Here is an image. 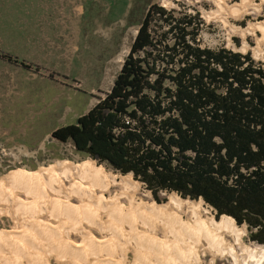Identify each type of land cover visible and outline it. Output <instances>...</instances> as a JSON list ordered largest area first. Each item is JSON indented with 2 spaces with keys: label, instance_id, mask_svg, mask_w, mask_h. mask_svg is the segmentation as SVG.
Here are the masks:
<instances>
[{
  "label": "trees",
  "instance_id": "obj_1",
  "mask_svg": "<svg viewBox=\"0 0 264 264\" xmlns=\"http://www.w3.org/2000/svg\"><path fill=\"white\" fill-rule=\"evenodd\" d=\"M137 10L109 90L51 138L131 175L157 204L160 192L203 200L264 245V68L249 53L202 47L197 11L150 1L137 20Z\"/></svg>",
  "mask_w": 264,
  "mask_h": 264
},
{
  "label": "rangeland",
  "instance_id": "obj_2",
  "mask_svg": "<svg viewBox=\"0 0 264 264\" xmlns=\"http://www.w3.org/2000/svg\"><path fill=\"white\" fill-rule=\"evenodd\" d=\"M150 1L166 8H185L190 13L197 11L202 22L198 37L202 47L222 46L241 52L239 47L242 45V40L239 36H232V41L228 43L226 31L221 23L208 22L203 16L206 11L215 9L211 0H165L168 3H163L164 0H0V181L5 187L7 185L5 177L17 171L31 174L40 168L53 167L61 161L74 164L93 162L77 154L70 144L52 139L50 132L57 127L74 123L79 115L87 112L109 90L113 75L118 72L116 69L120 60L123 61L128 53L137 31L135 24L137 21L132 24L128 22L129 8L133 3L138 10L132 18L139 20L144 12L145 3ZM238 1L227 2L230 5ZM81 5L83 7H80ZM242 18L232 22L246 27L249 20L262 21L264 6L259 14L250 10L249 14ZM246 41L249 45L255 46L252 36L248 35ZM241 53H249L254 61L264 68V62L255 58L250 50ZM3 54L11 58L17 57L20 61L25 59L30 63L31 69L21 67L19 62V64L8 62ZM36 67L39 68L38 71L35 70ZM46 67L50 70L54 68L62 75L51 74V76ZM93 164L98 166L95 162ZM98 167L121 175L105 169L103 165ZM138 183L139 186L134 193L135 199L141 203L157 204L151 192L144 189L140 182ZM170 194L175 193L160 192L159 197L166 200L158 205L167 202ZM19 196L24 199L23 194ZM177 196L180 198L179 195ZM71 206L76 207L78 204L72 203ZM197 211L204 223L210 216L215 219V210L204 202ZM189 213L186 209L173 211L176 218L194 227ZM41 220L48 222L46 218H40L39 221ZM155 220L153 219L150 224L146 223L145 226L137 222L138 229L143 231L146 237L150 236L151 239L155 237L153 240L159 242L164 239L171 240L172 233L169 232L167 225L164 226V222H161L163 219ZM28 222L27 217L15 213L11 203L5 204L0 201V233L22 230L28 237L31 230L23 226ZM83 227L90 230L93 240H102L98 230L89 229L86 225ZM238 227H244L241 244L248 253L260 246L248 240L245 224ZM217 236L223 242L233 244L227 232L221 231ZM202 239L199 238L195 242L196 240L187 238L184 242H179L178 247L181 246V249H185L184 245L192 247L198 264H234L229 254L208 247L207 242ZM67 241L77 246L82 244L79 233L73 231L69 233L68 239L64 240ZM0 247H2L0 264H6L4 258L14 262L13 260L18 257L17 264H30L27 258L26 261L23 256H14L7 244H1ZM36 247L39 249L34 254L40 256L44 263L73 264L69 257L59 259L43 245L35 246V249ZM235 249L240 255L237 246ZM125 253L122 264H134L135 250L129 245ZM119 255L120 253L115 251L111 256L115 264H120ZM141 255L145 256V253L142 252ZM146 256L152 262H156L154 257L149 254ZM101 262H103L101 258L92 255L87 264ZM240 264L246 263L241 260Z\"/></svg>",
  "mask_w": 264,
  "mask_h": 264
},
{
  "label": "bare ground",
  "instance_id": "obj_3",
  "mask_svg": "<svg viewBox=\"0 0 264 264\" xmlns=\"http://www.w3.org/2000/svg\"><path fill=\"white\" fill-rule=\"evenodd\" d=\"M211 1L215 9L204 13L206 21L220 22L226 31L228 43L232 41V36H239L242 40L240 51L250 50L255 58L264 62V19L256 22L249 20L246 27L232 22L240 20L249 14L250 10L259 14L264 0H239L230 5L228 0ZM165 2L167 1L164 0L163 3ZM248 35L254 38L255 46L246 41ZM4 180L7 185L5 184V187L0 181V201L11 203L15 213L28 218L29 222L23 226L31 230V234L28 233L30 236L26 237L22 230L3 231L0 233V246L7 244L14 256H23L30 264L46 263L34 254L39 249H35V246L42 245L59 259L69 257L73 264H87L92 255L102 259L100 264H115L111 257L115 251L120 253L119 261L122 264L129 245L136 252L134 264H198L192 247H178L179 242H184L187 238L196 240L195 242L203 238L208 247L229 254L234 264H240L241 260L246 264L264 263V245L249 253L242 246L244 227H238L225 219L215 220L213 216L208 217L205 223L202 222L197 213L202 201L183 200L175 194H170L168 201L161 205L141 203L134 195L139 183L134 181L131 175L122 176L107 172L93 162L74 164L61 161L53 167L40 168L31 174L23 171L10 173ZM20 194H23L24 199L19 198ZM72 203H77L78 206L73 207ZM184 209L191 213L194 227L173 215L174 210L179 212ZM184 213L186 214L185 211ZM40 218H46L50 223L46 220L39 221ZM153 219H163L161 222L163 221L164 226L166 224L172 233L171 240L164 239L165 241L159 242L153 240L155 237H146V234L138 229L137 222L145 226L146 223H152ZM83 225L98 230L102 240H93L90 230L85 229ZM71 231L79 233L82 239L80 246L70 241L64 242ZM221 231L231 236L233 244L225 243L217 236ZM235 246L241 252L240 255ZM142 252L145 256L141 255ZM148 254L154 257L156 262H152L146 256ZM3 260L6 264L18 263L16 260Z\"/></svg>",
  "mask_w": 264,
  "mask_h": 264
},
{
  "label": "crops",
  "instance_id": "obj_4",
  "mask_svg": "<svg viewBox=\"0 0 264 264\" xmlns=\"http://www.w3.org/2000/svg\"><path fill=\"white\" fill-rule=\"evenodd\" d=\"M80 7H83V6L81 5ZM82 12H83V8H82ZM109 59H110V58H109ZM109 59H107V62H109ZM8 62H15V63H18V62H19L20 64H19V63H18V64H19L21 67H23V68H25V69H31V67L29 66L30 63H27L25 59H22V60L20 61V60H18L17 57H12L11 60H8ZM21 63H23V64L26 65L27 67L22 66ZM121 63H122V60H120V64L118 65V68L116 69V71H117V70L119 71L120 66H121ZM109 64H110V63H109ZM37 66H38V65H37ZM35 70L38 71L39 68L36 67ZM46 70L49 71L50 75H51V74H53V75H62L61 72H58V71L54 70V68H51V70H50V69H48V68L46 67ZM116 71H115V72H116ZM116 74H117V73H114V75H113V79H114V77H115ZM51 76H52V75H51ZM63 76H64L65 78H68V77H66V75H63ZM112 82H113V81H111L110 87H111V85H112Z\"/></svg>",
  "mask_w": 264,
  "mask_h": 264
},
{
  "label": "water",
  "instance_id": "obj_5",
  "mask_svg": "<svg viewBox=\"0 0 264 264\" xmlns=\"http://www.w3.org/2000/svg\"><path fill=\"white\" fill-rule=\"evenodd\" d=\"M264 264V263H263Z\"/></svg>",
  "mask_w": 264,
  "mask_h": 264
}]
</instances>
